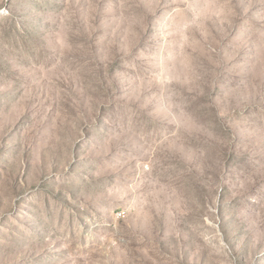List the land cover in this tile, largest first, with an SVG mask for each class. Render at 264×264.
<instances>
[{"label":"rangeland","instance_id":"rangeland-1","mask_svg":"<svg viewBox=\"0 0 264 264\" xmlns=\"http://www.w3.org/2000/svg\"><path fill=\"white\" fill-rule=\"evenodd\" d=\"M0 264H264V0H0Z\"/></svg>","mask_w":264,"mask_h":264}]
</instances>
